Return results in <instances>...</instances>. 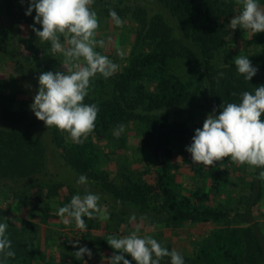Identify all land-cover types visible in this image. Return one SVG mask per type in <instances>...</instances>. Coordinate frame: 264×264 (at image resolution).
Wrapping results in <instances>:
<instances>
[{
  "label": "trees",
  "instance_id": "1",
  "mask_svg": "<svg viewBox=\"0 0 264 264\" xmlns=\"http://www.w3.org/2000/svg\"><path fill=\"white\" fill-rule=\"evenodd\" d=\"M141 1L95 0L92 5L99 24L111 18L110 9L121 19H139V45L123 58L113 57L119 65L115 74L91 81L84 103L97 104L96 126L83 143H74L66 132L32 119L30 110L39 75L59 66L62 54L44 61L42 50L50 45L35 40L32 26L41 25L34 24V10L25 15L28 0H0V65L13 62L21 79L30 81L20 89L16 73H0V188L8 201L7 207L0 205V223L9 225L6 235L16 254L6 261L0 255L4 264H84V256H74L76 238L62 240L63 232L50 224L59 207L86 190L101 197L98 203L109 214L96 245L105 261L98 264H108L115 253L107 237L122 238L137 225L196 229L194 252L181 255L184 264H264V224L254 214L264 196L263 181L257 184L261 169L254 171L251 192L238 197L230 158L213 167L192 162L186 148L202 127L179 114L191 109L210 114L215 108L219 115L222 104L239 103L242 92L264 85V32L250 40L248 58L258 72L247 81L234 65L238 54H228V61L223 57L243 31L230 27L242 10L235 0H145L146 8ZM96 51L103 54L100 47ZM121 124L137 126L140 144L155 163L118 178L102 166V140ZM53 162L57 173L50 170ZM62 166L86 176L92 189L70 187L59 176ZM185 171L202 183L188 187ZM19 206L27 208L25 216L10 212ZM83 219L87 228L99 225L98 218ZM165 248L170 251L171 243Z\"/></svg>",
  "mask_w": 264,
  "mask_h": 264
},
{
  "label": "clouds",
  "instance_id": "2",
  "mask_svg": "<svg viewBox=\"0 0 264 264\" xmlns=\"http://www.w3.org/2000/svg\"><path fill=\"white\" fill-rule=\"evenodd\" d=\"M23 4L24 0H20ZM95 0H28L29 7L25 15L35 11L34 24L41 25L32 31L40 43H49L55 56H63L64 71H46L39 75V89L34 95L30 110L35 117L48 128L55 127L66 132L74 143H83L95 129L99 108L97 104L84 103L89 94L91 81L97 76L107 79L115 74L119 65L107 55L96 51L105 46L104 40H97L99 28L98 15L92 5ZM241 6L239 14L230 19L232 30L237 28L255 35L264 32V7L259 0H235ZM109 15L117 27H123L124 21L115 10ZM123 58V50H117ZM234 65L239 75L250 81L258 72L246 55L234 57ZM221 75H223L221 73ZM233 95H236L233 93ZM219 115L208 114L203 127L195 130L192 143L186 148L194 164L213 167L217 162L230 158L238 166L247 165L261 169L258 178L264 180V85L255 88L254 93L244 91L240 102L221 105ZM124 125H118L115 135L119 137ZM87 183V177L80 175L77 184ZM101 197L87 192L83 196L73 195L70 203L59 207L56 215L65 225L75 221L76 227L87 231L83 217L108 220L106 209L99 205ZM136 218H130V222ZM7 223H0V255L14 258L12 242L6 235ZM140 225L129 235L122 238L108 236V245L115 250L108 264H131L125 258L130 256L136 264H161L164 257H170V264H184L183 257L175 250L169 251L156 239L139 235ZM79 241L73 243L77 247ZM92 252L86 246L79 247L74 253L77 260ZM4 264V261H0ZM84 264H87L85 261Z\"/></svg>",
  "mask_w": 264,
  "mask_h": 264
},
{
  "label": "rangeland",
  "instance_id": "3",
  "mask_svg": "<svg viewBox=\"0 0 264 264\" xmlns=\"http://www.w3.org/2000/svg\"><path fill=\"white\" fill-rule=\"evenodd\" d=\"M259 2L261 6L264 7V0H259ZM140 5L142 8H146L145 0H142L140 2ZM122 20L124 21L123 27H117L111 18L106 21H102L99 24V28L96 34L97 40H104L105 42V46L103 48L100 47L103 51V54L107 55L112 61L114 60L113 57L119 56L117 52L118 49L123 50L125 55H129V53L134 48H136L137 45H139L138 34L140 30V20L132 16L126 17V19L122 18ZM26 31L28 33L27 29L25 30V32ZM253 36L251 35V33L242 31V33H240V35L238 36L236 44L231 48L230 52L227 54L225 53L223 57L226 58L227 61L230 57L228 54L230 53L246 55L249 57V54L252 50V44L250 43V40L253 38ZM35 40L37 43H40L37 37ZM42 54L43 58H46L44 59V61L46 60L45 62H48L54 60L56 58V55L59 53L53 56L50 51V47H45V49L42 50ZM63 59L64 58L62 57L59 66H53V72L64 71V68L62 66ZM113 62L115 63V61ZM0 73H16V75L20 79L18 81V86L20 89H27L30 85V81H28V79H21L23 76L20 73L16 72L13 62H10L7 65H0ZM179 114L190 123L198 125L200 127H203V122L208 115V113L206 112L195 111L193 109L186 112H181ZM34 118V113H32V119ZM139 137L140 131L137 130V126H134L133 124L129 127H125L124 131L120 133L119 137H117L114 132L110 138H105L102 140L104 150L102 166L111 171V174L114 177L122 178L129 173L140 174L143 168L146 166V163L149 164L151 162V164L154 165L155 159L150 155L149 151L140 144ZM229 166H231L232 169V176L238 183L237 196L240 197L241 195L250 193L252 190L251 182L256 177L254 174V171L256 169H253L252 167H249L247 165L238 166L231 161L229 163ZM50 170L52 173L58 172V167L54 162L50 164ZM59 170V176L65 177L64 180L69 184L70 187L74 186L75 183H77L79 174L64 166H62V168H59ZM182 178L186 181L188 187H195L202 183L190 171H185ZM260 181H263L264 183V180H259L257 184ZM80 187L83 191L89 189L90 187V190L92 189V185L89 183L80 185ZM86 191L88 192V190ZM7 202L8 201L6 200V195L0 188V205L7 207ZM10 210L11 213L22 216H25L26 213H28V210L25 207H21L19 209L11 208ZM254 214L256 215L257 219L261 220L264 224V196L261 199L260 203L254 206ZM60 222L61 219L56 216L53 218L50 227L56 228L63 232L61 236L62 240L65 239L67 235H73L76 240L79 241V244L77 245L78 248L81 246H86L88 249H90L92 252V256L91 258H89L87 255H84L86 262H90L91 264H98L97 261H105V259H101L98 252H96V245L102 232L105 231L104 224L106 223V221L100 220L98 218L97 222L99 223V225L89 227L87 228V231H81L80 229H78L74 220L72 221V223L64 226L60 225ZM135 228H131L129 231H127V233L125 231L123 237L129 235L132 231L135 230ZM195 230L196 229H194L193 227L188 226L179 228H158L156 226H149L145 229H140L139 235L141 237L150 236L156 239L163 247H165L166 244L170 242L172 247L170 251L175 250L180 255H190L194 252L196 245L195 239L198 235V232H196ZM161 264H170V257H164L161 260Z\"/></svg>",
  "mask_w": 264,
  "mask_h": 264
}]
</instances>
